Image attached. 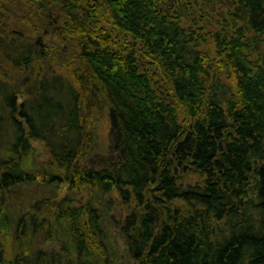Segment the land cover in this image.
<instances>
[{
  "label": "trees",
  "instance_id": "16d2710c",
  "mask_svg": "<svg viewBox=\"0 0 264 264\" xmlns=\"http://www.w3.org/2000/svg\"><path fill=\"white\" fill-rule=\"evenodd\" d=\"M121 262L264 264V0H0V264Z\"/></svg>",
  "mask_w": 264,
  "mask_h": 264
},
{
  "label": "rangeland",
  "instance_id": "374dc122",
  "mask_svg": "<svg viewBox=\"0 0 264 264\" xmlns=\"http://www.w3.org/2000/svg\"><path fill=\"white\" fill-rule=\"evenodd\" d=\"M4 68V65L2 66ZM6 73H28L27 71H23V70H16V69H11L10 72H6ZM30 80V76L23 74L20 75L19 78L17 79L18 83L23 85L26 84L28 81ZM110 121L105 119L102 121V123L100 124L99 130L97 131V138H98V147L97 149H95L90 155H88L89 157L87 158V160H89L88 162L92 165H94L95 167L101 168V169H110V168H114L116 165L119 164L120 160H121V154H119L118 151L112 150L111 147V143H114L112 134H111V128H110ZM35 146L37 147V152L40 153V155L42 156V158L47 157V154L45 152V147L43 146V144L40 141H34ZM111 144V145H110ZM115 144V143H114ZM98 153V154H97ZM97 154V155H96ZM86 160V161H87ZM78 195H87V193H78ZM78 196V197H79ZM115 198L118 199V194L116 193ZM119 202V199H118ZM118 210H114L113 211V216L112 218H119V214H118ZM117 241H118V248L123 252V254L125 255V242L124 240L121 238V236H117ZM58 246V242L57 241H53V242H46L44 244V247H46L47 249H56ZM127 255L123 257V263H125L127 261ZM121 262V264H123Z\"/></svg>",
  "mask_w": 264,
  "mask_h": 264
},
{
  "label": "water",
  "instance_id": "95a60500",
  "mask_svg": "<svg viewBox=\"0 0 264 264\" xmlns=\"http://www.w3.org/2000/svg\"><path fill=\"white\" fill-rule=\"evenodd\" d=\"M97 154H98V153H97ZM97 154H96V155H97Z\"/></svg>",
  "mask_w": 264,
  "mask_h": 264
}]
</instances>
